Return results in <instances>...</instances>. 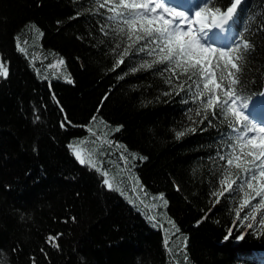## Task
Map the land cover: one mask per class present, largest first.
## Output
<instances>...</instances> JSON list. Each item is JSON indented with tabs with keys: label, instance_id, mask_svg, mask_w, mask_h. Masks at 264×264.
I'll return each mask as SVG.
<instances>
[{
	"label": "trees",
	"instance_id": "16d2710c",
	"mask_svg": "<svg viewBox=\"0 0 264 264\" xmlns=\"http://www.w3.org/2000/svg\"><path fill=\"white\" fill-rule=\"evenodd\" d=\"M213 3L226 11L232 0ZM109 14L95 0H0V62L9 71L0 77L3 264H264V208L248 228L235 214L244 192L234 186L220 203L213 195L225 188L218 156L231 150V113L197 117L199 102L176 94L166 64L139 68L154 59L146 52L115 67L126 38L101 31ZM230 25L236 43L253 45L234 86L253 107L264 88V0H244ZM70 144L85 150V164ZM249 162L233 164L228 181H241Z\"/></svg>",
	"mask_w": 264,
	"mask_h": 264
},
{
	"label": "snow or ice",
	"instance_id": "6c2138e0",
	"mask_svg": "<svg viewBox=\"0 0 264 264\" xmlns=\"http://www.w3.org/2000/svg\"><path fill=\"white\" fill-rule=\"evenodd\" d=\"M241 3L242 0H232L226 11H222L214 3L210 5L209 0H204L202 6L195 11L193 18L192 15L189 17L183 12L166 7L160 0H143V2H140V0H119V2L117 0H95L98 8L105 9L110 13L105 18L107 22L101 23V31L107 34L108 30H111L118 36L126 38V43L118 56L115 67H119L126 56H135L138 53L146 52L148 56L154 57V59L143 61L139 68H150L154 63L166 64L167 67L164 71L171 73V77L167 82L176 91V94L187 91L193 96L194 101L199 102V109L195 112L197 117L203 116L204 119H208V116L204 114L205 112L211 111V114L216 116L217 109L223 110L224 107H227L235 115L236 120L242 122L240 126L232 128L235 136L229 139L231 150L218 156L219 160L225 162L221 171L220 183L226 184V187L223 192L217 191L213 195L217 197L215 203H220V197H223L225 193L235 191L233 185L236 184V181L228 182V178L232 176L230 169L234 161L237 168L242 166L240 163L242 156H252L253 162H249L252 166L243 169L247 178L241 180L237 187L243 192L246 186L248 189L255 191L256 196H260L261 199L258 205H250L248 195L245 193V198L239 203L235 213L236 220L243 224L249 219L255 221V213L260 208H264V185L257 188L253 183L256 182V185H260L261 181L264 180V137L256 139L249 136V132L253 131L264 134V126L257 127L254 123L248 121L240 110L232 107L236 103L234 86L242 82L240 77L244 69V62H246L248 51L253 45L251 41L245 38L234 44L232 48L217 49L216 47L203 45L198 38L205 30L219 29L233 21ZM158 9L161 11L158 12ZM164 13H170L171 17L177 19H169ZM78 16L79 13H77ZM77 17H70V19ZM140 33H143V35ZM41 35L43 34L41 33ZM138 41L142 43L137 48L135 44ZM116 48L120 49L121 45L117 43ZM17 49L23 51L19 43H17ZM221 61L223 66H221ZM57 63L63 64L64 61L60 60ZM49 67H54V65H49ZM115 67L113 70H115ZM130 71L136 72L138 68L134 66ZM8 75L9 71L6 64L0 62V77L6 79ZM182 76L186 79L181 80ZM173 78L175 83H173ZM226 78L230 80L227 86L224 84ZM68 82L71 83L72 81L69 79ZM220 93H223L226 99L222 100ZM53 98L55 99V97ZM245 106L246 104L241 103L239 109ZM200 122L194 121V123ZM65 123H70V121L65 118ZM65 123H61L62 128L65 127ZM115 130L119 131L120 129L116 128ZM195 130V128H191L187 131L194 132ZM89 131L91 130L89 129ZM185 134V131H179L177 137L179 138ZM92 135H95V133H92ZM249 145L251 149L246 154L243 153L242 150ZM237 147L241 149L240 155L236 153ZM69 148L72 149L76 159L82 165L86 163L83 155L84 149L71 144ZM136 158L135 155L132 156V159ZM256 159H259L258 164L254 163ZM120 160L127 163V157L123 153ZM87 163L95 167L94 161L88 160ZM103 175L105 176V185L108 186L109 190H113V185L107 179L108 173L104 172ZM155 199L163 200L164 206H167V201L164 200L162 194ZM151 207L154 208L155 205ZM245 208H250V211L241 216V210ZM149 219L155 220V217L150 216ZM168 223L175 228V224L171 220ZM259 224L264 227V219H261ZM252 226L251 223L247 224L248 228ZM56 239L57 237L50 236L48 242L52 243L54 247H58L59 245L55 243ZM165 247H168L167 240H165ZM0 264H3L2 259H0Z\"/></svg>",
	"mask_w": 264,
	"mask_h": 264
},
{
	"label": "rangeland",
	"instance_id": "374dc122",
	"mask_svg": "<svg viewBox=\"0 0 264 264\" xmlns=\"http://www.w3.org/2000/svg\"><path fill=\"white\" fill-rule=\"evenodd\" d=\"M140 2H142V0H140ZM157 11L160 12L161 10L158 9ZM168 14H169V16H168ZM164 15H166L169 19H176V18L171 17L170 13H164ZM205 33L206 32H204L202 35L205 36ZM198 38L200 39V36ZM257 135H262L263 136L264 134L257 133L256 136ZM228 182H231V181H228ZM253 183H254V186L259 188L261 185H264V180L261 181L260 185H256V182H253ZM222 185H223V187H226V184H222ZM237 185L238 184L236 183L233 186L237 187ZM245 193H247V195H248V199H249L250 205H258L259 204V201H260L261 197L260 196H256L255 191H253L252 189H248L246 187V189L244 190V198H245ZM249 211H250V208H245V209L241 210L242 216L245 215ZM255 215H256L255 221L249 219L247 221V223H251L252 225H254V224L256 225L257 224V222L261 219L260 217H262V215L260 214V209H259V211H257L255 213Z\"/></svg>",
	"mask_w": 264,
	"mask_h": 264
}]
</instances>
